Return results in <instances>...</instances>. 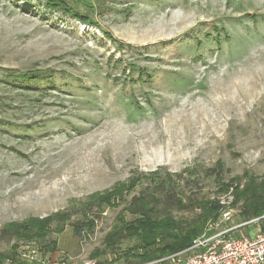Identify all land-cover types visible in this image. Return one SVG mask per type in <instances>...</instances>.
<instances>
[{
	"label": "rangeland",
	"instance_id": "1",
	"mask_svg": "<svg viewBox=\"0 0 264 264\" xmlns=\"http://www.w3.org/2000/svg\"><path fill=\"white\" fill-rule=\"evenodd\" d=\"M66 3L95 25L41 0H0V264H16L23 241L74 264H139L125 208L160 182L163 201L219 200L208 228L262 229L232 189L264 179V0ZM27 73L39 81L19 85ZM120 184L121 198L95 204ZM54 214L69 218L44 237L29 229Z\"/></svg>",
	"mask_w": 264,
	"mask_h": 264
},
{
	"label": "trees",
	"instance_id": "2",
	"mask_svg": "<svg viewBox=\"0 0 264 264\" xmlns=\"http://www.w3.org/2000/svg\"><path fill=\"white\" fill-rule=\"evenodd\" d=\"M41 1L45 3L47 8L68 13L82 21L83 24L95 25L94 21L88 16L77 14L72 10L66 0ZM39 78L40 76H35L31 79L29 73H27L18 76L16 81L19 85L26 87L28 85L29 87L30 84L38 82ZM11 83L16 87H20L15 82ZM135 182V180L130 181L128 188H132ZM164 185H166V182H160L159 185L153 186L151 190H146L137 197L134 196L125 208L134 218L124 222L121 231L136 238L137 242L129 250L137 253L139 264L159 263L170 255L189 251L197 239L215 232V229L208 228L207 224L214 222L223 209V204L219 200H199L193 196H176L173 193H168L167 200L163 201L157 194L164 190L162 187ZM230 185H232V181L222 184L224 187H220L217 193H226ZM125 190L126 185L120 184L109 191L95 195V204L98 206L111 205L116 198L122 197ZM232 193L235 202L243 200L244 204L241 209L243 219L259 218V221L264 219L262 217L264 215V179L256 182L253 177H250L242 187L235 186ZM170 207L175 208L177 211H189L192 215L186 218H177L170 211ZM68 218V214H54L40 220L32 219V222H29V229L37 228L38 232L34 235L44 237L48 232V225L53 221L59 224V222ZM84 225L87 230H91L94 226L93 219L87 220ZM17 228L21 230V234L18 235L21 238L28 239L32 236V234L30 236V233L33 230L30 232L24 225H18ZM80 231L81 228L78 227L76 232L80 233Z\"/></svg>",
	"mask_w": 264,
	"mask_h": 264
},
{
	"label": "built area",
	"instance_id": "3",
	"mask_svg": "<svg viewBox=\"0 0 264 264\" xmlns=\"http://www.w3.org/2000/svg\"><path fill=\"white\" fill-rule=\"evenodd\" d=\"M230 219V212L221 214V221ZM217 225V224H216ZM237 226H227L197 239L189 251L170 255L161 262L145 264H264V229L242 236H233ZM16 264H74L65 257H51L41 246L31 241L21 242L15 249ZM12 263L11 260L8 264ZM78 264H96L94 258L83 259Z\"/></svg>",
	"mask_w": 264,
	"mask_h": 264
},
{
	"label": "crops",
	"instance_id": "4",
	"mask_svg": "<svg viewBox=\"0 0 264 264\" xmlns=\"http://www.w3.org/2000/svg\"><path fill=\"white\" fill-rule=\"evenodd\" d=\"M258 230H259V228H255L254 230L251 229V230L249 231V232H250L249 235H250V234H253V233H255V232H257Z\"/></svg>",
	"mask_w": 264,
	"mask_h": 264
}]
</instances>
